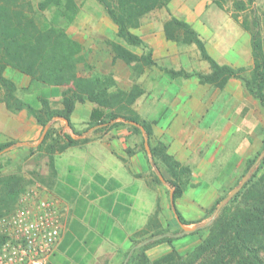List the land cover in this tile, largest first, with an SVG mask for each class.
<instances>
[{
  "label": "crops",
  "instance_id": "1",
  "mask_svg": "<svg viewBox=\"0 0 264 264\" xmlns=\"http://www.w3.org/2000/svg\"><path fill=\"white\" fill-rule=\"evenodd\" d=\"M216 7L211 0H170L165 19H141L135 32L155 64L137 66L139 72L133 73L134 62L113 60L110 51L99 61L106 69L97 71V77H112L103 83L100 79L98 87L114 105L134 85L142 90L128 106L151 123L150 143L153 139L164 143L168 154L189 169L190 189L175 200L184 225L192 224L189 218L193 216L205 215L226 184L245 168L264 133V111L241 79L229 77L221 85L202 82L196 72L209 73L211 68L195 44L179 45L165 36L164 24L175 16L197 32L219 64L251 70L250 32L229 15H214ZM128 49L137 55L146 53ZM170 69H182L191 76H172L167 72ZM19 74L6 77L12 78L21 99L38 108L39 100L47 98L60 107L63 87L33 83ZM71 86L87 94L76 82ZM94 105L87 99L75 103L70 120L76 129L87 126ZM112 111L117 112L116 108ZM55 121L66 128L61 118ZM129 124L90 128L74 136L89 137L85 143L68 146L54 156L47 186L66 213L50 264H114L148 217L159 207L170 208L164 181L170 176L163 171V180L154 181V167ZM41 132V125L26 109L13 111L0 102V143H16L9 151L28 152Z\"/></svg>",
  "mask_w": 264,
  "mask_h": 264
},
{
  "label": "trees",
  "instance_id": "2",
  "mask_svg": "<svg viewBox=\"0 0 264 264\" xmlns=\"http://www.w3.org/2000/svg\"><path fill=\"white\" fill-rule=\"evenodd\" d=\"M106 11L112 22L116 25V36L121 38L129 45L144 46V42L139 35L133 32V29L140 25L141 18L151 10L166 7L170 0H96ZM238 8H244L243 2H236ZM215 4L222 8V4L215 1ZM37 8L44 11L54 8V19L63 18L66 23H71L77 12V4L74 0H39ZM33 6L30 0H0V102L13 111L25 108L36 121L45 126L53 117H61L70 124V114L76 102L89 100L95 103L89 120L87 130L90 128H107L117 125L119 122L134 121L143 126L148 137V142L152 157L164 166L170 178L164 180L172 189L171 198L169 199L170 209L179 223L187 224L180 212L178 211L175 200L179 198L187 184L189 169L180 165L167 152V146L162 142L150 144L151 123L141 118L130 107L123 112L107 110L99 104L94 93L82 94L71 86L66 87L61 93V108H51L49 103L41 100V107L35 109L26 102L17 98L15 94V84L4 76V70L7 66L17 69L19 72L54 85L69 84L74 77V70L80 59L79 53L82 45L75 39L71 38L63 27L52 26L40 28L34 18L28 11H32ZM235 18V17H234ZM243 27L248 29L251 34V45L254 64L249 75L243 74V68L235 69L227 64H219L214 60L205 47L204 41L199 37L197 32L185 21L171 16L164 24V32L167 39L179 43H193L199 50L201 57L206 60L211 68L209 73L196 72V76L207 83L221 85L229 77H235L242 80L245 88L252 97L256 98L264 110V41L259 32V23L255 20L249 27L245 22ZM109 46L113 52V60L120 58L125 63L141 65H153L154 60L151 58V52L137 55L130 49L114 41H109ZM172 76L182 75L183 77L191 76L184 70H167ZM102 83L106 78L96 77L94 80H88V88L99 91V80ZM108 80V79H107ZM142 90L134 85L125 95L126 105H129ZM105 96V94L103 95ZM121 120V121H119ZM129 126L141 134L139 126L129 124ZM56 134L57 141L62 144L59 150L68 146L86 142L87 139L76 138L62 131H52L48 128L44 139L37 144L41 147L51 134ZM81 135V134H78ZM14 141L0 143V152L9 147L15 146ZM52 145L49 144L48 148ZM143 147V143H141ZM32 147V146H31ZM144 148V147H143ZM259 154L252 159L254 162ZM149 160V163L157 169L155 161ZM264 163V155L261 159ZM251 161V160H250ZM249 162V161H248ZM50 166L53 168V157H50ZM164 177V175H163ZM156 179L160 182L158 174ZM19 182L12 180L3 184L0 192V211L5 207L9 212L13 208L19 191ZM243 187H247L242 206L238 207L235 212L228 216L226 212L212 225L209 234L185 259H182L174 250L163 254L161 257L149 261L142 253L143 245L137 249V256H132L127 264H193L206 251L217 248L213 256L207 261L200 264H229L237 255L240 264H264L261 252L264 253V171L258 176L253 175ZM241 193L236 192L235 196ZM234 196V197H235ZM1 215V213H0ZM155 213L153 214V216ZM149 218L146 228L147 232L154 223V217ZM155 238L157 242H171L175 234H161ZM161 234V235H160Z\"/></svg>",
  "mask_w": 264,
  "mask_h": 264
},
{
  "label": "rangeland",
  "instance_id": "3",
  "mask_svg": "<svg viewBox=\"0 0 264 264\" xmlns=\"http://www.w3.org/2000/svg\"><path fill=\"white\" fill-rule=\"evenodd\" d=\"M38 1L39 0H30L33 6V10L28 11L27 14H29L30 16L34 18L35 22L38 24L39 27L42 29L49 27L50 25L63 27L65 29V32L71 38L77 40L82 45V50L79 53V55L82 56L81 57L82 59H80V61H78L76 65V68L73 74L74 77L71 82L72 83L76 82V87L84 90L87 94H90L91 92L94 93L93 96L97 97L99 104L103 106L105 109L113 110L116 108L117 112L125 111L126 108L129 106L126 105L125 100H123L124 99L123 96L121 97V99H118L116 102V105H114L113 103L109 102L108 100L109 98L107 97L108 94L106 96H103L104 94H101V93L99 94L97 89L88 88L89 86L88 80H94V78L97 77V74L99 73L97 72L98 69L100 70L106 69V66L101 65L99 61H101L102 59L101 56L106 55L108 52L111 51L110 46H109V41H114L117 43L123 42L122 44H124V41L121 38L116 36V25L112 22V20L106 13L105 9L96 0H74L78 7L77 12L75 14L73 21L71 23H66V21L63 18L61 19L58 18L56 20L54 19V14H55L54 8H49L44 11L38 10L37 8ZM211 1L213 3H215L216 1L222 4V8H220L218 5L215 4L218 7H216L217 14H214V15L219 14L221 16L229 15L232 18L235 17L234 19L241 21V24L245 22L249 27H251L252 23L255 20H257L259 23L258 29L262 37V40L264 41V0H211ZM236 2H243L244 8H241V9L238 8ZM168 14H169V11L167 10V6H166V7L156 8L154 10L149 11L141 19H142V22L144 20L145 22H147V20L150 19L151 17H154L157 19H165L168 16ZM170 18L171 16L169 17V19ZM140 23H141V20H140ZM138 27L134 28L133 32H136L137 31L136 29ZM176 43H178L179 45L181 44L179 42H176ZM126 46L135 51H143L146 53L150 51L148 48L144 50L143 47L141 46H129V45H126ZM137 66L139 65L135 63L132 65L133 73L139 72L140 66L139 67ZM18 72L19 71L17 69L12 68L11 66H7L6 69L4 70V76L5 77L15 76V73L19 74ZM86 73H89V75L88 76L84 75ZM248 73H250V69L246 68L243 74L247 76ZM21 74L23 75V73L20 72L19 75L21 76ZM27 77L30 78L31 82L33 83H38L42 85H54V84L43 82L41 81V79L35 80V78H32L31 76H28V75ZM99 77L102 79L106 78L109 80L112 78L110 75L108 76L100 75ZM6 78H8L9 80L13 82L11 77H6ZM71 82L69 84H63V85H57V86L63 87L62 89L63 91L66 87L71 86ZM25 89L27 88L20 89L19 93H22L23 90ZM15 94L17 98L21 99L17 95L16 85H15ZM43 99H45L49 103V106L51 108L56 109V108H61L62 106L61 96H60V102H59L60 107L51 103V101L48 100L47 98H42L39 100L38 108L34 106L32 107L35 109H39L41 107V100ZM21 100L24 101L23 99ZM55 118H61V117H53L47 124L48 128H51L52 131H56L60 129L62 133L64 132L69 135L73 134V136H77L78 134L82 135L84 132L87 131V126H83L82 129H76L73 126L71 120H70V124L68 122V125H66V128L63 126L62 127L57 126L56 125L57 121H55ZM61 119L64 120L63 118ZM41 127L43 129V126ZM135 132L140 138L139 144L141 146V143H143L142 135L137 131ZM88 138L89 137H86V136L83 137V139H87V140ZM57 140L58 139H57L56 134L52 133L46 139L45 143L41 147H36L37 144H39L36 142L34 145H32V147L29 149L28 152L20 151L19 149L14 150V151H9L11 147L4 149L2 152H0V191H2L3 189V184L11 182L12 180H15L19 182L18 186L21 189V191H19L18 196L20 195V193H22V191L26 190L32 185L41 186L45 189L47 193H49L50 189L47 186V182L48 180H51L52 173L54 172L53 168H51L50 166V157H53V162H54V156L56 155V153L62 152L65 149L64 148L63 150H59V147L62 144V142L57 141ZM155 142L156 141H154L153 139V142L150 144L153 145L155 144ZM49 144L52 145L50 148H48ZM263 150H264V133H263V136L261 137V142L259 144L258 149L254 153L251 154L250 159L248 160L249 162L246 163L245 168H243L239 172L237 177H235L232 182H230L229 184H226V186L222 189V193L220 194L219 198L215 200L214 202H212L211 207L205 213V215L193 216L189 218L193 220V223L189 225H185V226L196 225L197 226L196 230H194L191 233H183L178 236L175 235L174 239L171 242L155 241V238L159 235V234L158 235L156 234L158 232H163L161 234H173V235L176 233L182 232V227L175 220V217L171 209L169 208L168 210L163 211V208L159 207L155 211V215L154 216L151 215L154 217V223H152L151 227H149L150 229L147 232H143L151 216L148 217L147 222L143 226V228L138 230L137 235H135L136 239H132L130 246L121 253L120 257L117 258L114 264H127V262L130 260L132 256L135 257L138 255L137 249L145 244L146 246L144 247L142 253L148 258L149 261H153L154 259L161 257L163 254L169 252L170 250H174L177 253V256L179 255L182 259L187 258L193 252L195 247L204 238L207 237L212 225L219 219L221 215H223L224 212H226L228 216H231V214L235 212L238 207L242 206V202L244 200L245 192L247 189V187H243V185L250 178H253L254 174H257L258 176L262 171H264V163H263V160L261 161L263 156L260 158H257L254 162H252V159H254L255 156L260 154ZM152 160L155 161V165L157 167V169L154 168V181L158 184L160 182H158V180L156 179V174H161L163 176L165 175L163 171L166 172V170L164 166L159 162V160H155L153 159V157H152ZM246 173H248V177L239 189L241 190V193L238 194L237 196H235L236 194H234L217 211H215L218 202L222 198H224L234 187L238 186L244 174ZM196 187L197 185H195V188ZM189 189H190L189 186L186 184L184 190H189ZM171 190L172 189L170 188V186L167 185L166 194L169 195V199H170ZM3 192H0V194H2ZM16 201L13 204V207L15 206ZM5 210L7 209L4 207L3 210L0 211L1 215H3L2 212L4 213ZM146 239H148V241L145 244L141 246H137V244H139L140 242ZM0 241H1V235H0ZM216 249L217 248L206 251L193 264H200V262L207 261L213 256ZM260 255L262 259L264 260V253L261 252ZM238 260H239V256L237 255V257L231 260L229 264H240Z\"/></svg>",
  "mask_w": 264,
  "mask_h": 264
},
{
  "label": "built area",
  "instance_id": "4",
  "mask_svg": "<svg viewBox=\"0 0 264 264\" xmlns=\"http://www.w3.org/2000/svg\"><path fill=\"white\" fill-rule=\"evenodd\" d=\"M66 209L45 189L32 185L0 216V264H50Z\"/></svg>",
  "mask_w": 264,
  "mask_h": 264
},
{
  "label": "water",
  "instance_id": "5",
  "mask_svg": "<svg viewBox=\"0 0 264 264\" xmlns=\"http://www.w3.org/2000/svg\"><path fill=\"white\" fill-rule=\"evenodd\" d=\"M64 121H65V123H66V125H68V121L67 120H65L64 119ZM129 123H131V124H133V125H137V126H139V128H140V130H141V133H142V136H143V146H144V149H145V152H146V154H147V156H148V158L150 159V160H152V153H151V150H150V146H149V142H148V137H147V135H146V133H145V130H144V128H143V126L142 125H140V124H138V123H136V122H134V121H128ZM47 129H48V125H45L44 127H43V129H42V132H41V135H40V137L38 138V141H37V143H40L42 140H43V138H44V136H45V133H46V131H47ZM264 155V150L259 154V156H258V158H260V157H262ZM158 177L161 179V180H163V177H162V175L161 174H158ZM247 177H248V173H246V174H244V176H243V178H242V180L240 181V183L238 184V186H236V187H234L224 198H222L219 202H218V204H217V207H216V210L215 211H217L229 198H231L239 189H240V187L243 185V183L245 182V180L247 179ZM171 193H172V190L170 191V198H171ZM179 224L181 225V227H182V232H180V233H176L175 235L176 236H178V235H180V234H183V233H191V232H193L194 230H196V228H197V226L196 225H192V226H185L183 223H181V222H179ZM148 241V239H146V240H143L142 242H140L139 244H137V246H141V245H143V244H145L146 242Z\"/></svg>",
  "mask_w": 264,
  "mask_h": 264
}]
</instances>
